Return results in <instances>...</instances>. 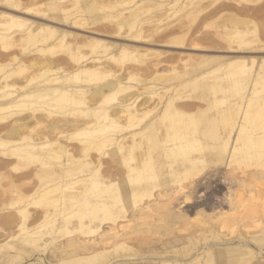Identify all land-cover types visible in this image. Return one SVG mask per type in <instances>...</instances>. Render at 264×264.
<instances>
[{"label":"bare ground","instance_id":"1","mask_svg":"<svg viewBox=\"0 0 264 264\" xmlns=\"http://www.w3.org/2000/svg\"><path fill=\"white\" fill-rule=\"evenodd\" d=\"M240 2L0 0V257L264 264V57L138 45L264 52Z\"/></svg>","mask_w":264,"mask_h":264},{"label":"rangeland","instance_id":"2","mask_svg":"<svg viewBox=\"0 0 264 264\" xmlns=\"http://www.w3.org/2000/svg\"><path fill=\"white\" fill-rule=\"evenodd\" d=\"M222 1H224V2H226L227 4H234V0H222ZM231 1V2H230ZM242 6H244V7H242ZM243 8V10H245L246 11V13H247V16L249 17V15H252L251 17H249V18H251V20H252V26L254 27H252L251 28V26L249 27V29H250V31H252L253 32V34H252V36L253 37H255L256 39L257 38H259L260 39V41H261V43L263 42V44H264V0H241V2H240V4H239V9L240 8ZM241 8V9H242ZM245 8V9H244ZM249 11H248V10ZM242 10V11H243ZM245 11H243L244 13H245ZM249 13H248V12ZM251 13V14H250ZM177 16L178 15H175L173 18H171V20H170V22L173 24L174 22H175V20L177 19ZM216 17V18H215ZM210 19H212V20H209L208 21V19L205 21V23L204 24H200V26L201 25H203L201 28H200V26H199V21L197 20L196 21V23H198L197 25L199 26V27H196L197 25H196V23L194 24V26L193 27H196V29L198 30V33H196V36L198 35V37H196V38H198V39H196L194 36H193V38H191V39H188V38H190V37H192V35L190 36L189 34H188V36L186 37V40H188V42L185 40V42H184V45L183 46H181L182 47V49L181 48H169L170 46L168 45V44H166L165 42H166V40L165 39H163L162 37H161V39H163L164 41H162L161 39H160V34L159 35H157V36H155V37H153V38H151V39H149L148 40V42L145 44V43H138V45L139 46H142L143 48H145V49H148L149 47H150V49L152 50L153 48V50H160V51H168V53H170V55H172V56H174V53H175V58L178 56V55H176L177 53L178 54H180L181 55V57H184V56H182V54L184 53H186L185 54V56L186 55H195V56H197V55H205V56H223V57H229V56H255V57H257V58H260V57H264V52H253V53H250V52H248L247 53V51H244V52H241V53H225V52H219L218 53V51H225V47H223V46H225V44L226 43H224V42H222L221 40H219L217 37H216V35H217V31L219 30L218 28L216 29L215 28V26L217 27L218 25H219V23L221 22L220 20V18H219V16H214V18L212 17V18H210ZM254 20V21H253ZM220 21V22H219ZM216 24H218V25H216ZM194 29V28H193ZM107 30V31H106ZM192 30V29H191ZM107 32V33H106ZM109 30L108 29H101V32H99V33H103V34H106V35H108L109 34ZM203 33L204 35H200L201 33ZM212 32V33H211ZM83 35H86V36H89L90 35V37H95L96 35H92V34H89V33H84V32H81ZM80 33V34H81ZM207 33H210V38L212 39V40H209L210 38H208L209 37V34H207ZM213 34V35H212ZM109 35H111V34H109ZM206 35H207V37H206ZM190 36V37H189ZM200 36V37H199ZM212 36V37H211ZM100 37V39H103V40H107V41H113V42H123V41H120V39L118 40V38H113V39H111V38H108V37H101V36H96V38H99ZM159 37V38H158ZM158 38V39H157ZM202 38H203V40H202ZM156 39H157V41L159 40V42H157L156 41ZM198 40V43H197V41H195V40ZM201 39V40H200ZM258 39V40H259ZM155 40V42H153ZM199 40H200V42H199ZM161 41V42H160ZM205 41H207V42H205ZM208 41H211V42H209L210 44H211V46L210 45H208L209 43H208ZM213 41H215V43H216V46H214V42ZM220 44V43H222V44H218V43ZM148 43H150V44H148ZM185 43L187 44H190L192 47H194V48H196V49H199V50H195V51H188V50H185L184 49V47H185ZM140 44H142V45H140ZM159 45V46H158ZM167 46V47H166ZM207 46V47H206ZM210 46V47H209ZM212 46H214V47H212ZM220 47H223V48H220ZM201 49H205V51H202ZM174 53H173V52ZM182 53H181V52ZM215 51V52H214ZM177 52V53H176ZM61 54V56L62 57H64L65 59H68V54L67 53H64V52H61L60 53ZM221 56V57H222ZM262 227H264L263 225H262ZM261 227H258V229H260ZM251 230V229H250ZM252 231H253V229H252ZM258 235H260L261 233H257ZM264 252V251H263ZM264 256V255H263ZM37 259H38V257H34L32 260H30L31 262V264H38V261H37ZM24 260H26V259H24ZM24 260H22L21 262H24V263H27L28 261L26 260V261H24ZM21 262L20 261H17V262H10V261H7L6 259H3L2 257H0V264H21Z\"/></svg>","mask_w":264,"mask_h":264}]
</instances>
